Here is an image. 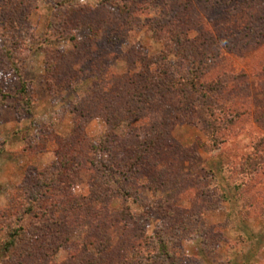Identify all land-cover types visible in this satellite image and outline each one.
<instances>
[{"label": "rangeland", "instance_id": "obj_1", "mask_svg": "<svg viewBox=\"0 0 264 264\" xmlns=\"http://www.w3.org/2000/svg\"><path fill=\"white\" fill-rule=\"evenodd\" d=\"M2 34L0 214L41 202L0 264H264V0H0Z\"/></svg>", "mask_w": 264, "mask_h": 264}, {"label": "trees", "instance_id": "obj_2", "mask_svg": "<svg viewBox=\"0 0 264 264\" xmlns=\"http://www.w3.org/2000/svg\"><path fill=\"white\" fill-rule=\"evenodd\" d=\"M0 40L3 43V50L4 52H6V56L9 60V62L12 64H9L11 66L10 70L11 72H13V75H15L18 79V84L20 86L19 91H18V96L21 97L22 102L24 103L23 105L26 106L29 110V108L32 106V95L31 94V87L29 82L24 81L22 75L20 74V70L18 68V65L16 63V61L14 60V55L13 52H15V48L16 46H18V44L15 43H11L9 40L14 39L12 36L10 35H0ZM8 38V39H7ZM177 84L181 85V86H186L187 88L190 89V91L193 93V95H200V91L198 90L197 84L195 83V78H190V77H186L183 78L181 81L177 82ZM183 91H185L183 88H181ZM180 89V90H181ZM211 93H213L212 91H210ZM10 95L7 92H4L2 89H0V106H2L3 104H5L7 102V99H10ZM203 98L205 99V97L203 96ZM216 97H213V99ZM212 99V101H213ZM219 101V100H218ZM218 101L214 104H217ZM211 102V101H210ZM208 107L206 108V110L211 114V116H213L214 118L217 117L216 115V109L212 107L211 103L207 105ZM221 108V107H220ZM219 108V109H220ZM218 109V110H219ZM230 114L228 115L231 118H237L238 117V112L236 111H231L229 112ZM240 113V112H239ZM219 114H226L224 112L223 109L219 110ZM241 114V113H240ZM245 114V113H242ZM215 120V119H214ZM214 124H211V130L213 132L212 135H215L217 133H219V131L221 130V125L219 126L218 124L215 123V121H213ZM85 200V199H84ZM87 200V199H86ZM40 202L41 200L37 202H34L31 204V202L28 200V209L26 206L27 205H22V206H12V208H8L5 209V213L2 212L0 214V226H5V230H6V234H7V240L4 242L5 244V248L6 249H10V250H14L15 248H20V246L24 243L25 239L30 236L33 235V233H29V229H27V227L22 225V221H23V217L25 215L28 214H35L34 211L36 210L37 206H40ZM78 202V203H77ZM50 202L48 201L47 204H49ZM79 204H82L79 200L74 199V200H69V201H64L61 203L58 202H53L51 201V203L48 206H51L52 208H54L56 210V215H61L63 217H61L62 221L60 223V221L58 219H55V224L60 223V226H69V229H73L75 228V225L77 222H81L83 219L84 220H88V215L89 213L93 214V218H92V223H94V225L96 226V229H100L99 226H97V216L100 215V213H102V210H92L90 209L89 205L87 204V202H84L83 205L84 207H86V209H81V207H78ZM89 209V210H88ZM95 216V218H94ZM101 218V217H100ZM104 219V216L102 215V220ZM81 220V221H80ZM108 220L106 219V222ZM101 227V225H100ZM92 241L97 244V246H99V243L102 242V240H100L99 237H101V235L98 236H90ZM101 246V245H100ZM100 250V249H98ZM141 250H138L137 252L133 253L136 254L137 257L138 253H140ZM105 252V251H104ZM87 254L85 256H83L85 258V261L82 263H87L89 264L87 261H92L93 264H147L146 262H144V257H143V261L142 262H136L133 259H129L127 260V258H121L118 261H114L112 260V258L109 256V254L107 253L106 255V259H104V253H102L100 256H94L93 254H91L90 252H86Z\"/></svg>", "mask_w": 264, "mask_h": 264}]
</instances>
